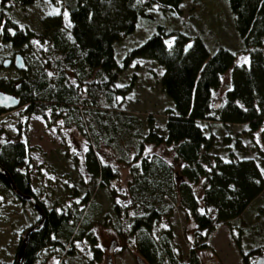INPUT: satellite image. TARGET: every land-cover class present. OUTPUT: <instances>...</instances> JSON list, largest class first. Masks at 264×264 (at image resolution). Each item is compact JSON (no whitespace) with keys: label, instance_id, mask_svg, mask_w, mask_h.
<instances>
[{"label":"trees","instance_id":"16d2710c","mask_svg":"<svg viewBox=\"0 0 264 264\" xmlns=\"http://www.w3.org/2000/svg\"><path fill=\"white\" fill-rule=\"evenodd\" d=\"M15 1L29 4L34 0ZM62 2L68 9L69 25L65 26L57 15L43 20L42 36L51 39L47 52L51 51L46 59L39 52L27 49L33 38L41 37L39 33L24 30L5 17L1 38L14 45H25V51L18 52L25 60L24 67L17 68L21 75L3 84L5 91L20 98V104H25L24 112L40 113L50 123L47 113L51 111L57 117L63 116L66 126L75 124L85 135H88L85 119L79 108H89L97 130L108 133L105 143L124 151L127 148L116 137L121 138L125 131L130 133L128 127L132 128L137 151L133 159L124 161L131 176L127 190L130 204L123 208L113 201L117 215L113 226L122 239H133L137 252L148 264H200L195 247L190 248L188 261H182L173 242L172 228L163 220L175 208H181L194 222L199 236L206 240L218 222L238 218L264 190V163L245 154L244 144L238 136L232 137L229 130L223 135L215 131L218 125L229 123L246 124L248 134L264 129V0H226L232 12V27L241 39L237 46L219 43L214 47L200 35L188 42L189 37L181 29H176L169 39L173 31L166 24L158 23L146 40L119 58L117 42L123 34L135 29L136 22L148 9L158 4L164 11L176 10L181 0ZM239 51L247 53V60H235ZM137 56L153 57L164 66L161 82L172 100L164 130L150 124L147 131H142L134 115H124L120 109L111 111L114 99L125 95L133 84L131 81L118 86L116 82ZM70 68L77 84L68 79L66 71ZM49 69L53 73L49 74ZM227 71L222 97L212 102ZM82 86L86 90L84 95H81ZM3 110L0 107V112ZM98 140L99 137L95 145L93 142L87 145L84 168L87 174L99 178V185L103 187L117 179L119 173L100 158ZM148 142L171 145L174 161L144 154ZM28 150L23 139L7 145L0 139V164L17 188L35 197L44 211L42 223L29 234L21 264H34L40 252L48 247L61 246L66 257L72 256L75 240L81 239L88 241L96 259H100L101 251L93 233L96 214L88 217L84 212L92 202L90 193L86 192L80 201L61 210L47 207L33 193L26 168ZM0 183L13 192L1 174ZM197 183L201 187L200 198L192 189ZM40 220L41 217L37 222ZM98 221L104 225L110 222L106 214ZM237 244L243 264H249V256L258 249L264 252L263 238L250 248L240 246L238 241Z\"/></svg>","mask_w":264,"mask_h":264},{"label":"rangeland","instance_id":"374dc122","mask_svg":"<svg viewBox=\"0 0 264 264\" xmlns=\"http://www.w3.org/2000/svg\"><path fill=\"white\" fill-rule=\"evenodd\" d=\"M0 15V32L5 17H10L24 30L33 29L36 34L39 33L41 37L33 38L27 49L39 52L40 57L44 59L50 54L51 50H47L51 47V39L42 36L45 31L43 20L57 15L62 18L65 26L69 25L68 9L62 0H34L29 4H18L15 0L3 3L0 0ZM231 21L232 12L226 0H181L179 9L168 11L154 4L146 15L138 19L135 29L123 34L119 39L116 44L117 56L122 57L129 48L146 40L158 23L166 24L168 29L173 31L169 39H172L176 29H181L189 37L188 42L192 37L200 35L214 47L219 43L237 46L241 39ZM24 47V44L14 45L4 41L0 36V64L6 57L24 52ZM247 58V53L239 51L235 60L240 62ZM29 61L32 63V60ZM163 70L164 66L153 57L134 58L120 73L116 82L118 86L128 85L131 81L133 84L125 95H118L111 103L112 107L116 108H111L112 113L120 109L124 115H134L139 120L142 131H147L150 124L164 130L167 108L171 106L172 100L161 82ZM48 73H53V70L49 69ZM66 73L68 79L77 84L73 69H68ZM20 75L21 70L14 65H1L0 89L7 90L4 85L13 82ZM227 80L228 71L223 74L221 86L214 93L212 102L222 97L223 85ZM85 91V86H82L81 95H84ZM24 107L25 104H20L0 112V139H5L6 145L19 138L24 140L29 149L26 168L30 173L33 193L47 207L61 210L80 201L86 192L90 193L92 202L90 207L84 208V212L88 217L96 214L93 216V233L97 238L96 246L101 251L100 259H96L87 240H75L74 255L66 257L61 246L48 247L40 252L34 264H107L109 254L112 256V264H139L137 257L140 255L133 239H122L113 226L117 222L113 201L123 208L130 204L127 190L131 176L129 166L124 161L133 159L137 151L132 128L128 127L130 133L125 131L121 138L116 137V140L127 148L124 151L123 148L105 143L108 133L97 130L96 121L89 108H79L85 119V129L88 133L85 135L75 124L66 126L63 116L57 117L55 113L48 111L51 120L48 123L42 114H28L23 111ZM216 128L218 135H223L229 130L232 137L238 136L244 144L243 152L264 163V129H255L248 134L244 123H229L225 126L218 125ZM97 137L100 139V146L97 148L100 158L119 173L117 179L103 187L99 185L100 179L87 174L84 168L86 147L90 142L95 145ZM144 154L163 157L169 162L174 161L172 146L165 143H146ZM174 163L177 165V162ZM192 189L200 198V183L192 185ZM94 208L97 210L94 211ZM103 214L110 220L108 225L98 221ZM39 218V211L30 201H20L9 188L0 183V264H15L17 251L27 229L38 224ZM163 222L172 228L173 242L182 261H188L189 250L195 247L200 264H243L237 241L240 246L250 248L264 239V190L238 218L218 222L206 240L199 236L194 222L181 208H175L171 216ZM113 242H116V245L109 252ZM258 257L264 258L261 249L249 256V264H255Z\"/></svg>","mask_w":264,"mask_h":264},{"label":"water","instance_id":"95a60500","mask_svg":"<svg viewBox=\"0 0 264 264\" xmlns=\"http://www.w3.org/2000/svg\"><path fill=\"white\" fill-rule=\"evenodd\" d=\"M13 60V63H14V66L16 68H23L24 65H25V60H24V56L21 54V53H16L14 55L13 58H10V57H6L4 60H3V65L4 66H8L10 64V62ZM21 103L20 101V98L12 93V92H9V91H5V90H0V107L3 108V109H12V108H15L17 106H19ZM0 174L3 175L7 181L9 182L10 184V187L11 189L13 190V192L19 196L20 198H22L23 200H27V201H30L34 207L39 211V214H40V217H41V220L38 224L30 227L27 229L22 241H21V244L19 246V249L17 251V259H16V263L15 264H21V260H22V256H23V252L26 248V245H27V241H28V237H29V234L39 225L42 223L43 219H44V211L42 209V207L40 206V204L37 202L36 198L33 197L32 195H29V194H24L23 192H21L16 184L14 183L12 177L10 176L9 172L0 164ZM116 245V242H113L109 248V252H111L114 248V246ZM137 261L139 264H148L142 257L138 256L137 257ZM107 264H112V256L111 254H109V257H108V263ZM255 264H264V258L263 257H258L256 259V262Z\"/></svg>","mask_w":264,"mask_h":264},{"label":"flooded vegetation","instance_id":"af4514ba","mask_svg":"<svg viewBox=\"0 0 264 264\" xmlns=\"http://www.w3.org/2000/svg\"><path fill=\"white\" fill-rule=\"evenodd\" d=\"M14 57V56H13ZM13 57H10V58H13ZM3 62V61H2ZM1 62V64L3 65V63ZM11 65H14V63H13V60L10 62V64L8 65V66H11ZM4 66V65H3ZM8 66H4V67H8ZM0 90H2V89H0ZM4 142H6V140L5 139H3V143Z\"/></svg>","mask_w":264,"mask_h":264},{"label":"snow or ice","instance_id":"6c2138e0","mask_svg":"<svg viewBox=\"0 0 264 264\" xmlns=\"http://www.w3.org/2000/svg\"><path fill=\"white\" fill-rule=\"evenodd\" d=\"M64 15L67 16V13H65Z\"/></svg>","mask_w":264,"mask_h":264}]
</instances>
